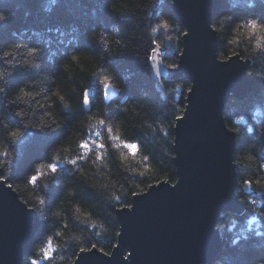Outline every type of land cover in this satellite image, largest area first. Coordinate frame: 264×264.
Masks as SVG:
<instances>
[{"label":"clouds","instance_id":"1","mask_svg":"<svg viewBox=\"0 0 264 264\" xmlns=\"http://www.w3.org/2000/svg\"><path fill=\"white\" fill-rule=\"evenodd\" d=\"M174 3L175 0H169ZM134 7L125 5L117 6L116 13L134 11L136 8L148 7L149 14L157 6V0H149L147 5H142L140 0H133ZM110 9L112 5H109ZM253 3L250 8H254ZM13 15L12 11L0 9V25H6ZM209 27L214 31L221 41V47L217 49L216 55L220 61H231L238 59L243 64H248L245 74L264 79V61L259 58L264 56V17L251 11L241 12L224 11L214 16L209 21ZM173 30L171 35H165L164 41L180 40V33L184 32L182 23L175 17L163 13L157 22L148 29L149 35H155L159 29ZM98 34L94 41L100 52L101 63L91 72L92 76L100 75V82L104 86V97L108 96L109 87H117V73L105 60V54L115 55L120 49L127 48V44L118 35L121 32L119 26L109 29L104 24H98L93 29ZM114 37L116 47L109 36ZM156 49H153L155 51ZM42 47L30 44L25 40L5 41L0 44V99L3 100L4 110L20 119L19 124H12L7 120L6 111H0V169H6L7 175L11 177L14 164L13 146L20 141L29 130H35L45 135H52L61 129L66 118L70 115L67 111L72 109L73 101L69 98L71 92L76 91L75 85L65 90L62 84L56 83L54 88L49 89L48 83L55 81L56 76L45 70L41 74L27 79L13 91L9 92L10 78L17 69L32 73L40 71L44 67L41 57ZM92 54L81 51H73L67 62L61 66L62 72L68 73V79H72V72L79 70L87 71L82 62ZM178 60L168 61L170 68L176 67ZM185 84L178 81L168 87L171 93L169 101L170 109L165 114L152 116L151 109L134 108L139 122L135 125L140 129L145 140L152 142L153 147L160 148L167 155H172L170 145L173 143L172 133L174 131V117L183 111L182 102L177 99L185 90ZM230 98L226 103H232ZM57 103L59 110L56 109ZM139 101L132 102L133 106ZM83 104H89L88 89L83 91ZM119 107L128 111L129 104H121ZM143 109V110H142ZM222 116L229 117L228 111L222 110ZM244 116L228 118L227 122L232 132L237 137L243 132L245 135L253 136L254 139L239 147L232 157L234 168L239 170L237 183L241 188L251 186L261 195L252 198L239 195V199L246 200L260 217H264V125L257 128L243 130L239 127ZM87 131L91 135L77 139L72 143V137L62 141L50 149V162H39L34 169L26 174L25 179L17 186L23 194L25 205L37 214L47 212L46 220H50L49 232L43 243L36 246L35 251L43 255L44 260H50L54 252L60 254L55 256L52 264L67 261L73 264V253L65 254L61 250H68L72 245L79 251H86L90 244L96 248L98 243H105L102 239L108 234L114 225H109L105 218L98 214L95 205H89L80 199V188L77 183L65 184V190L60 199L48 209V193L51 186L57 183V178L63 176L60 165H70L72 181H78L92 189L102 197L110 206L109 218L114 219L116 211L124 207H131L128 203L131 196L144 191V185L151 186V182L161 173L159 164L154 160L151 150L145 151L141 138L129 139L125 135L122 122L112 114L111 108L105 105L101 112L88 115L86 122ZM101 128L106 131L109 144H105V137ZM115 162V163H113ZM87 165V166H85ZM39 182V183H38ZM57 222H59L57 224ZM82 229V230H81ZM262 233L257 231L254 236H247L243 241L239 238L226 241L221 251L212 259L211 264H246L244 253L247 250L248 241L251 239V247L256 249L258 255L254 264H264V252L260 251L258 243ZM93 237L96 242H93ZM24 264H40L34 257H26Z\"/></svg>","mask_w":264,"mask_h":264},{"label":"trees","instance_id":"2","mask_svg":"<svg viewBox=\"0 0 264 264\" xmlns=\"http://www.w3.org/2000/svg\"><path fill=\"white\" fill-rule=\"evenodd\" d=\"M142 5H147L149 0H140ZM255 3L254 8L250 6ZM112 8L110 9V6ZM128 5L134 7L133 0H0V9L10 10L13 15L7 21L6 25H0V44L5 41L25 40L30 44L39 45L42 47L41 59L44 61V67L40 71L28 73L22 69H17L16 73L10 78L8 85L9 92L13 91L25 80L33 78L41 74V71H49L56 76V80L49 82V89L54 88L56 83L63 85L65 90L71 89L73 85L76 87L75 92H71L69 98L73 101L72 109L67 110L70 115L66 118L64 126L52 135H45L35 130L29 132L20 141L13 146L14 164L11 177L7 175L6 169L3 170V178L12 186L21 200L22 193L18 189V185L25 179L26 174L34 169V165L39 162H50V149L62 141L72 137V143L77 139L85 138L91 135L87 131L86 122L88 115L99 113L105 105L111 108L112 114L116 119L122 122L125 135L131 139L134 137L141 138L144 143L145 151L151 150L154 160L161 168L160 175L151 182L152 184L165 180L170 183H175L176 173L175 166L172 163L173 143L170 148L172 155H167L162 149L153 147L152 142L143 138L144 133L135 127L139 122V117L135 115L134 108H140L141 105L146 109H151L150 115L158 116L165 114L166 110L170 109L169 101L171 93L168 92V87L180 81L185 84V90L178 97L182 105L186 103V95L190 88V81L184 76L175 79H161L163 94L155 87L154 80L151 77V56L153 49L159 46L162 49V60L168 66V61H176L181 52L180 40H167L169 46L165 48L167 41H164L165 35H171L173 30L159 29L155 35H149L147 29L157 22L160 15L167 13L175 17L172 12L171 3L169 0H157V6L151 10L149 14L148 7L136 8L134 11L124 13H116L117 6L123 7ZM224 11H235L237 15L241 12L251 11L264 17V0H221L218 10L215 15ZM104 24L110 31L119 26L121 32L116 34L127 44V48H122L115 55L105 54V60L111 68L117 73L116 80L112 83L117 87H109L107 98L104 97V86L100 82V75L92 76L91 72L95 70V66L101 63L100 52L106 50L99 49L95 44L98 34L93 29L98 24ZM184 32L185 28L183 26ZM180 33L181 38L183 33ZM217 36V35H216ZM109 39L114 43V37L111 35ZM221 47V41L217 37V49ZM83 51L86 55H92L83 60L87 71L81 72L78 69L72 72V79H68V73L62 72L61 66L67 62L70 54L73 51ZM264 61V56L259 58ZM178 64V63H177ZM177 66V65H176ZM249 67V66H248ZM264 71V67H260ZM257 78V77H256ZM259 82L258 89L247 94L244 98H236L230 96L232 103H226L223 111L229 112V117L223 116L228 128H231L227 122L228 118L234 116H244L239 127L243 130L248 128H257L258 125H264V79L257 78ZM88 89L89 93V109H86L83 104V91ZM228 99V100H229ZM139 101V104L133 106L132 102ZM121 104H129L128 111L119 107ZM183 107V111H184ZM56 109L59 110L57 103ZM143 110V109H142ZM0 111H6L7 120L12 124H19L20 119L11 113V110H4L3 100L0 99ZM183 111L178 112L174 117V124L177 117L181 116ZM173 124V128H174ZM0 128V132H2ZM101 133L105 137V144H109L106 131L101 128ZM174 137V131L172 133ZM235 136V152L243 144L254 139L253 136L245 135L243 132L240 136ZM264 143V141H259ZM234 152V153H235ZM264 155V153H262ZM115 163V162H113ZM87 166V165H85ZM70 165H60L63 172L62 177L57 178V183H54L48 193V209L60 199L65 190V184L77 183L80 188V199L89 205H95L98 214L103 216L109 225H114L111 231L102 239L105 243L97 244V249L109 253L116 244L117 235L119 233V223L117 215L114 219L109 218L110 206L95 193L81 182L72 181V172ZM236 176L239 175V170L235 168ZM39 183V182H38ZM149 186L144 185V191ZM143 191V192H144ZM142 193V192H140ZM139 194V193H137ZM236 195L243 206L241 214L226 212L221 216V221L217 227L222 237H226L227 241L239 238L243 241L247 236H254L257 231L262 233L258 243L260 251L264 252V217H260L246 200L239 199V195L252 198H259L260 193L254 190L253 187H245L237 183ZM132 197L128 203L131 205ZM24 201V200H23ZM264 207V205H261ZM47 212L38 214L41 224L35 233L30 252L24 257H34L40 264H52L55 256L60 254L54 252L50 260H44L43 255L35 251L36 246L41 244L46 239L49 232L53 231L50 228V220H46ZM59 222H57L58 224ZM82 230V229H81ZM93 242L96 238L93 237ZM252 240L248 241V247L244 253L246 264H254L258 255L256 249L250 245ZM225 245V244H224ZM72 245L68 250H61L65 254L72 252L73 260L80 252ZM89 244L86 250L91 249ZM59 264H67V261H60Z\"/></svg>","mask_w":264,"mask_h":264},{"label":"water","instance_id":"3","mask_svg":"<svg viewBox=\"0 0 264 264\" xmlns=\"http://www.w3.org/2000/svg\"><path fill=\"white\" fill-rule=\"evenodd\" d=\"M220 2L171 3L185 28L178 64L167 66L159 46L151 56V77L161 94V79L184 76L191 83L174 124L175 183L162 180L134 195L131 207L116 211L119 233L111 251H80L73 264H211L226 243L217 227L221 216L241 214L243 206L232 164L235 136L222 110L231 95L244 98L259 82L245 74L248 64L216 55L217 36L209 21ZM2 176L0 169V264H22L41 220Z\"/></svg>","mask_w":264,"mask_h":264},{"label":"rangeland","instance_id":"4","mask_svg":"<svg viewBox=\"0 0 264 264\" xmlns=\"http://www.w3.org/2000/svg\"><path fill=\"white\" fill-rule=\"evenodd\" d=\"M246 190V189H245ZM247 191V190H246Z\"/></svg>","mask_w":264,"mask_h":264}]
</instances>
